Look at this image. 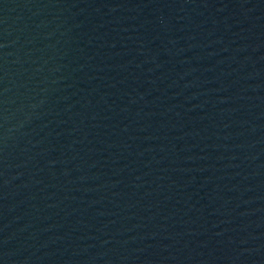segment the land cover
I'll return each instance as SVG.
<instances>
[{"label":"water","instance_id":"1","mask_svg":"<svg viewBox=\"0 0 264 264\" xmlns=\"http://www.w3.org/2000/svg\"><path fill=\"white\" fill-rule=\"evenodd\" d=\"M0 264H264V0H0Z\"/></svg>","mask_w":264,"mask_h":264}]
</instances>
